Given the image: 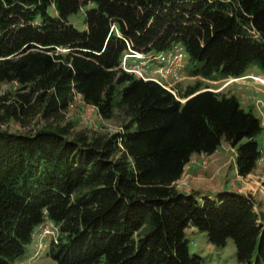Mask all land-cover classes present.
I'll use <instances>...</instances> for the list:
<instances>
[{
	"label": "trees",
	"instance_id": "trees-1",
	"mask_svg": "<svg viewBox=\"0 0 264 264\" xmlns=\"http://www.w3.org/2000/svg\"><path fill=\"white\" fill-rule=\"evenodd\" d=\"M83 8L86 30L69 17ZM181 45L189 76L241 79L264 71V0H0V264L23 258L47 220L59 228L48 250L56 264H204L186 231L210 243H235L239 264H264V218L251 195L201 200L176 183L195 154L224 141L238 176L253 174L264 151L259 118L235 96L188 87L185 103L152 81L125 72L130 49ZM16 90L4 89V86ZM5 90V91H4ZM76 97L112 135L62 127ZM40 117L35 132L9 122Z\"/></svg>",
	"mask_w": 264,
	"mask_h": 264
},
{
	"label": "rangeland",
	"instance_id": "rangeland-1",
	"mask_svg": "<svg viewBox=\"0 0 264 264\" xmlns=\"http://www.w3.org/2000/svg\"><path fill=\"white\" fill-rule=\"evenodd\" d=\"M85 10L86 8H83L79 13L69 17L70 23L80 31L86 30L84 21ZM153 54L154 56L159 55L157 51H153ZM189 66L190 62L187 60L181 82L174 84L175 90H177V97L186 102L187 99L183 95L188 87H193L197 84L204 90L210 89L216 93L235 96L246 112H252L261 121L263 130L256 140L259 147L264 151V85L257 81L261 79L264 82V71L253 65L249 68L248 75L242 79H237V81L234 79L209 81L198 77H190ZM4 89L16 90V87L13 88L6 85ZM123 124L124 119L120 114L117 113L112 120L104 121L94 107L86 105L80 97H76L74 103L66 112L61 126L69 128L70 137L72 138L79 133H85L88 136L94 134L112 135L122 131ZM43 125L44 122L38 117L31 123L9 122L3 128L12 133L25 134L35 132ZM245 141L239 143L235 148L224 141L213 157H205L201 160L196 171L191 173L186 171L184 173L180 182L176 183L177 190L180 192H191L195 189L196 198L199 200L207 197L209 193L216 200L218 193L239 191L245 195H251L255 199L257 203L256 211L264 218V160L259 161L254 173L246 178L239 177L236 170V150ZM194 156L195 158L199 157L198 154ZM194 166L197 165H187L186 167L188 168L186 169ZM204 177L206 179H203ZM194 178H201V180L194 181ZM186 237L189 241L191 255L201 257L204 264H239L236 246L232 239L228 240L224 248H220L210 243L207 234L195 227H191L186 231ZM46 239H48L49 244L40 259L33 258L36 247V243L33 241L27 246L25 256L13 264H56L47 254L52 240ZM256 262L257 257L255 255L253 264H256Z\"/></svg>",
	"mask_w": 264,
	"mask_h": 264
},
{
	"label": "built area",
	"instance_id": "built-area-1",
	"mask_svg": "<svg viewBox=\"0 0 264 264\" xmlns=\"http://www.w3.org/2000/svg\"><path fill=\"white\" fill-rule=\"evenodd\" d=\"M158 53V56H154L153 52L143 53L130 49L123 57L121 68L144 81H152L159 84L173 94L178 101L184 103L185 101L177 97V90H175L174 84L181 82L185 73L188 60L185 49L181 45H176L170 51ZM58 235L59 228L51 221H45L35 232L37 237H35L36 247L33 258L40 259L45 253L49 244L46 238L53 242Z\"/></svg>",
	"mask_w": 264,
	"mask_h": 264
},
{
	"label": "crops",
	"instance_id": "crops-1",
	"mask_svg": "<svg viewBox=\"0 0 264 264\" xmlns=\"http://www.w3.org/2000/svg\"><path fill=\"white\" fill-rule=\"evenodd\" d=\"M217 153V152H216ZM215 153V154H216ZM215 154H213L212 156H206V155H198L199 157H196L195 158V156H193L192 157V159H191V162L188 164V165H197V166H194L193 168L191 167V168H189V169H186V168H188V167H186L185 168V172L184 173H186V171L187 172H189V173H191L192 171H196L197 169H198V167H199V165H200V162H201V160L203 159V158H205V157H213ZM196 162V163H195ZM191 163H193V164H191ZM195 163V164H194ZM184 175V174H183ZM198 177H200V175H198ZM198 177H195V178H198ZM240 177V176H239ZM193 179L194 181H199V180H201V178L200 179ZM242 178V177H241ZM203 179H206V177H204ZM178 182H180V180L178 181ZM177 182V183H178ZM196 190L195 189H193V191H191V192H184V191H181V192H184V193H187V194H190V193H194ZM236 192H238V193H241V192H239V191H236ZM243 194V193H242Z\"/></svg>",
	"mask_w": 264,
	"mask_h": 264
},
{
	"label": "bare ground",
	"instance_id": "bare-ground-1",
	"mask_svg": "<svg viewBox=\"0 0 264 264\" xmlns=\"http://www.w3.org/2000/svg\"><path fill=\"white\" fill-rule=\"evenodd\" d=\"M236 81H237V80H236ZM257 81L260 82L262 85H264V82L261 81V79H258Z\"/></svg>",
	"mask_w": 264,
	"mask_h": 264
},
{
	"label": "clouds",
	"instance_id": "clouds-1",
	"mask_svg": "<svg viewBox=\"0 0 264 264\" xmlns=\"http://www.w3.org/2000/svg\"><path fill=\"white\" fill-rule=\"evenodd\" d=\"M242 79V78H241ZM234 80H237V79H234Z\"/></svg>",
	"mask_w": 264,
	"mask_h": 264
}]
</instances>
